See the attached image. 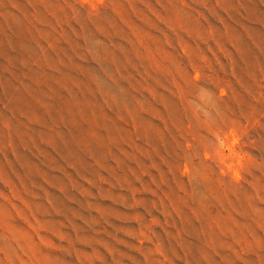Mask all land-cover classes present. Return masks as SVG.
Here are the masks:
<instances>
[{"label": "rangeland", "instance_id": "obj_1", "mask_svg": "<svg viewBox=\"0 0 264 264\" xmlns=\"http://www.w3.org/2000/svg\"><path fill=\"white\" fill-rule=\"evenodd\" d=\"M0 264H264V0H0Z\"/></svg>", "mask_w": 264, "mask_h": 264}]
</instances>
